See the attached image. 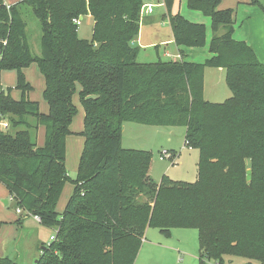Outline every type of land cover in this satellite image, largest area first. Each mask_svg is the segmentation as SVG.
<instances>
[{
  "label": "trees",
  "instance_id": "1",
  "mask_svg": "<svg viewBox=\"0 0 264 264\" xmlns=\"http://www.w3.org/2000/svg\"><path fill=\"white\" fill-rule=\"evenodd\" d=\"M162 1L181 52L203 47L206 26L174 13L183 0ZM184 1L211 20V57L203 63L138 61L146 0H21L9 10L0 0V75L15 71L22 93L21 100L0 93V183L20 209L57 229L35 264H134L150 227L198 230L200 264L231 256L264 263V63L234 38L236 13L221 10L223 0ZM81 16L94 20L91 41L78 35ZM33 21L39 54L31 49ZM32 64L45 80L48 114L29 97ZM207 67L226 71L232 96L224 103L204 96ZM78 87L84 151L60 213ZM126 122L185 127L187 147L201 151L198 182L158 185L149 176L152 152L123 148ZM0 264L20 263L0 257Z\"/></svg>",
  "mask_w": 264,
  "mask_h": 264
},
{
  "label": "rangeland",
  "instance_id": "2",
  "mask_svg": "<svg viewBox=\"0 0 264 264\" xmlns=\"http://www.w3.org/2000/svg\"><path fill=\"white\" fill-rule=\"evenodd\" d=\"M15 0H5L9 5ZM21 1V0H16ZM158 0H154L157 2ZM162 1V0H161ZM163 2V1H162ZM16 3V2H15ZM164 4V3H163ZM12 5V4H11ZM221 10L233 9L236 13L237 24L235 39L246 42L253 47L258 59L264 63V0H223ZM184 17L194 20L198 17L202 24L206 26V43L201 48H195L189 57L191 62H205L210 58L209 45L211 30V20L201 13L182 9ZM178 12L176 7L174 13ZM188 12L192 14L189 15ZM167 11L165 6L162 9H156L150 17H144L141 24V42L143 47L140 51L138 61L141 63H152L158 59L168 60L165 51L171 52L172 56L178 55V49L174 43L169 47L161 45V41L170 40L171 28L167 21ZM165 16V17H164ZM151 20L157 21L154 24H148ZM92 20L85 17L78 27V35L85 40H92ZM35 27L30 30L34 32L31 39V49L34 54L40 53L38 43L39 32L37 23L33 21ZM201 24V23H200ZM36 32V33H35ZM169 44V43H167ZM139 46V47H141ZM170 58V60H182ZM29 76L28 81L33 90L29 97L39 104L40 110L44 114L49 113V104L45 99V80L42 77L38 65L32 64L26 71ZM17 86V74L15 71H3L0 76V93H10L13 99L21 100L22 93ZM80 88V87H78ZM204 96L213 103H224L230 99L232 92L228 87L226 80V71L217 68L207 67L204 75ZM77 107L71 129L75 132L67 139L66 168L69 179L63 189L57 210L62 213L73 195L74 181L78 178L81 158L84 151V138L80 133L84 129V107L80 101L79 90L73 97ZM4 121H2L3 126ZM125 126V127H124ZM122 128V146L134 148L137 150H148L152 152V163L150 169L151 178L157 184L163 180L182 183H197L199 180V163L201 151L195 148L185 147L186 128L185 127H157L136 123L126 122ZM4 128V127H3ZM9 128H6L8 130ZM46 129L40 127L37 142L40 146L45 145ZM169 151L173 157L171 159H160L162 151ZM251 170V169H249ZM252 171V170H251ZM253 176V172H252ZM7 202V203H6ZM19 207L11 196L9 190L0 183V257L18 258L20 264H30L25 262L35 260V245L40 243L53 242L57 236V229L47 227L35 219V216L22 209L18 214ZM22 227V228H21ZM21 231L24 233H21ZM23 236V237H22ZM147 244L143 242L134 264H200V240L199 231L193 228H172L170 232H161L156 228L148 230ZM19 242L18 246L17 243ZM40 242V243H39ZM50 243V244H51ZM153 243V244H152ZM49 244V245H50ZM145 244V245H144ZM171 247L174 253L169 249L154 248V246ZM45 246V245H44ZM32 249V252L29 249ZM153 249V251H151ZM181 251V253H178ZM194 255L195 259L186 257ZM31 257H24L25 255ZM180 254L182 258H180ZM22 257V258H21ZM184 258V259H183ZM24 261H23V260ZM184 262H182V260ZM36 261V260H35ZM34 261V262H35ZM210 264H216L211 262ZM225 264H264L251 262L242 256L227 257Z\"/></svg>",
  "mask_w": 264,
  "mask_h": 264
},
{
  "label": "crops",
  "instance_id": "3",
  "mask_svg": "<svg viewBox=\"0 0 264 264\" xmlns=\"http://www.w3.org/2000/svg\"><path fill=\"white\" fill-rule=\"evenodd\" d=\"M158 1H160V0H158ZM15 2L17 3V1L15 0V1H13L11 4L13 5V4H15ZM19 2V1H18ZM11 4H9V5H11ZM175 7H176V9H177V11L178 12H180V14H182V9L184 10L185 8L186 9H188V7H187V3H186V1H180V2H177L176 3V5H175ZM163 8V6H161V7H157L156 9H162ZM188 11H191V10H189L188 9ZM194 12H196V11H194ZM198 13H200V12H198ZM188 14L189 15H191L192 13L191 12H188ZM202 14V13H201ZM203 15V14H202ZM183 16V15H182ZM204 16V15H203ZM86 17H89V19H91L93 22H92V26L94 25V20H93V18L91 17V16H86ZM148 17V16H147ZM150 17V16H149ZM85 18V17H84ZM187 20H189L190 22H192V23H197V24H202L203 22H201L200 21V19L198 18V17H194L195 19L194 20H192V19H189V17H185ZM157 21H155V20H151L150 21V23H148V24H154V23H156ZM237 24V23H236ZM140 34H141V31H140ZM235 34L238 36V34H237V31H235ZM171 36H172V33H171ZM235 36V35H234ZM235 38V37H234ZM211 40H212V34H211V37H210V43H211ZM238 40V39H237ZM140 42H141V35L138 37V39L134 42V45L135 46H141L140 45ZM167 43H169V44H167ZM171 43H174V41L172 40V38L170 39V40H166V41H161L160 42V44L162 45L163 44V46H167V47H169L170 45H171ZM175 44V43H174ZM176 45V44H175ZM210 46V45H209ZM143 47V45L140 47V48H142ZM177 47V49H178V55L180 56V57H183V59H185L186 61H188V57L193 53V52H195V49H190V50H185L184 51V53H182L181 52V49L178 47V46H176ZM174 55V54H172L171 52H169V51H165V55L167 56V55ZM183 54H185V55H183ZM209 54H210V52H209ZM172 57H175V56H172ZM210 57H211V54H210ZM166 58H169L170 59V57H166ZM168 59V60H169ZM188 62H191V61H188ZM196 63H201V62H196ZM203 63V62H202ZM28 69H26L25 70V74H26V71H27ZM220 70H224V69H220ZM40 71V70H39ZM1 76V75H0ZM26 77H27V80L28 81H30V79H29V76H27L26 75ZM43 77V76H42ZM80 88H78V90H79ZM30 100L31 101H34L32 98H31V96H30ZM209 101V100H208ZM75 103V102H74ZM84 114H85V112H84ZM125 127V126H124ZM124 127H123V130H124ZM73 131V130H72ZM74 132V131H73ZM75 133V132H74ZM38 145H39V142H38ZM123 148H125V149H132V148H126L124 145H123ZM134 149V148H133ZM135 150H137V149H135ZM145 151H148V150H145ZM149 152H151V151H149ZM149 176L151 177V175H150V173H149ZM154 180V179H153ZM158 185H160V184H158ZM7 203V202H6ZM22 228V227H21ZM150 228H148L147 229V231L145 232V235H144V237L142 238V246H141V248L143 247V242H145L146 244H147V238H146V235H147V232H148V230H149ZM21 233H23L22 231H21ZM22 235H24V233L22 234ZM23 237V236H22ZM40 243V242H39ZM51 242H49V243H40V244H36L35 246V260H33V259H31L30 261H28V259H26V261L25 262H27V263H29L30 262V264H35L38 260H39V258L41 257V255H42V253H43V251H44V245H49ZM18 244H19V242L17 243V246H18ZM153 244V243H152ZM145 245V244H144ZM154 248H164V249H169V250H171L173 253H174V251H173V249L171 248V247H167V246H163V245H160V246H154ZM31 252H32V249L30 248L29 249ZM151 251H153V249H151ZM178 253H181V251H179ZM29 254H27V255H25L24 257H31V256H28ZM183 255H186V257L188 256V257H192L193 258V260L195 259V257H194V255L192 254V255H188L187 254V252H185L184 251V254ZM6 258H10V257H6ZM22 258V257H21ZM180 258H182V255L180 254ZM10 259H13V260H15V261H18V258L17 257H15V258H10ZM184 259V258H183ZM183 259H181L182 260V262H184L183 261ZM23 260V259H22ZM24 261V260H23ZM35 261V262H34Z\"/></svg>",
  "mask_w": 264,
  "mask_h": 264
},
{
  "label": "built area",
  "instance_id": "4",
  "mask_svg": "<svg viewBox=\"0 0 264 264\" xmlns=\"http://www.w3.org/2000/svg\"><path fill=\"white\" fill-rule=\"evenodd\" d=\"M6 6H7V9L9 10L10 9V5L7 4ZM161 6H164V4H163V2L161 0L157 1V2H154V0H146L145 4L141 8L140 15H141L142 18L150 16V15L154 14L155 8L161 7ZM83 19H84V17L81 16V17L75 19L74 23L79 27V25L82 23ZM167 56L170 57V58H174V57H172L169 54ZM175 58L181 59V57L179 55L175 56ZM174 61H177V60H174ZM3 127L5 129L8 128L7 123H3ZM185 147H187V143H185ZM172 157H173V155L169 151H166V150L162 151L161 154H160V159L161 160L171 159ZM17 213L21 214L22 213V209L19 208L17 210ZM35 219L38 222L41 223V219L39 217H35Z\"/></svg>",
  "mask_w": 264,
  "mask_h": 264
},
{
  "label": "water",
  "instance_id": "5",
  "mask_svg": "<svg viewBox=\"0 0 264 264\" xmlns=\"http://www.w3.org/2000/svg\"><path fill=\"white\" fill-rule=\"evenodd\" d=\"M252 180V171L251 170H248L247 171V181L248 182H250ZM46 248L44 247V250H45Z\"/></svg>",
  "mask_w": 264,
  "mask_h": 264
}]
</instances>
